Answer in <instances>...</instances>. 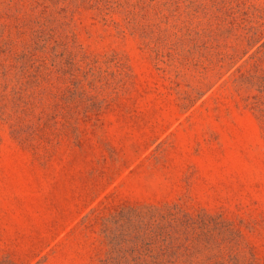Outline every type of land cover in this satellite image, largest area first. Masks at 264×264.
I'll list each match as a JSON object with an SVG mask.
<instances>
[{
  "label": "rangeland",
  "instance_id": "1",
  "mask_svg": "<svg viewBox=\"0 0 264 264\" xmlns=\"http://www.w3.org/2000/svg\"><path fill=\"white\" fill-rule=\"evenodd\" d=\"M0 264H264V0H0Z\"/></svg>",
  "mask_w": 264,
  "mask_h": 264
}]
</instances>
